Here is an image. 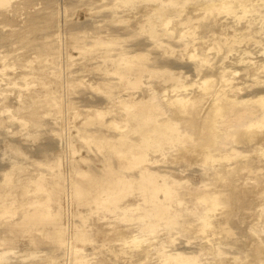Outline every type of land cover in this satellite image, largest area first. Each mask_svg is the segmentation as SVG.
Listing matches in <instances>:
<instances>
[{
  "label": "bare ground",
  "instance_id": "6f19581e",
  "mask_svg": "<svg viewBox=\"0 0 264 264\" xmlns=\"http://www.w3.org/2000/svg\"><path fill=\"white\" fill-rule=\"evenodd\" d=\"M76 2L0 65V264H264V0Z\"/></svg>",
  "mask_w": 264,
  "mask_h": 264
},
{
  "label": "rangeland",
  "instance_id": "374dc122",
  "mask_svg": "<svg viewBox=\"0 0 264 264\" xmlns=\"http://www.w3.org/2000/svg\"><path fill=\"white\" fill-rule=\"evenodd\" d=\"M77 0H15L11 7L9 8L10 16H7L5 13H0V33L5 34L7 31H9L11 28L17 27L20 29L21 36H18V38L14 39L11 42L5 41V43L0 44V65L3 63H13L17 62V69H10L11 67H8L7 71L9 72V75H11V80H21V75L23 72L28 71L29 68L25 66L24 64L26 62H29L30 58H33L34 65L38 64V58L34 56L35 52L33 51L35 49V46L38 42H44L46 34L43 33V29L52 27L51 21L47 19L44 16V13L53 14L54 12L57 13L56 10H62L63 8H67V11L69 13L70 18L78 17L80 19H85L87 14H89L90 11L98 10L100 7H97L95 9H90L89 7L93 4H77ZM96 4V2L94 3ZM79 14V15H78ZM45 35V36H44ZM263 37L264 40V32H260L259 37ZM47 39V38H46ZM51 40L50 38H48ZM70 37L68 35L64 36V41L67 42V45H71L69 43ZM61 42L59 39H55L52 42ZM238 47H244L248 46L249 49H251L254 54L259 53L260 50L263 48L262 43H256L254 41H242L238 42ZM73 49V48H71ZM74 50V49H73ZM74 52H76L74 50ZM5 53H8V55H3ZM225 52H221L218 55V58L223 59V54ZM64 61V59H63ZM229 61V60H228ZM196 77H188V81H191L192 78H198ZM10 85V87L13 86V82L8 83L5 79H2V86ZM15 128H20L21 125L18 123H15L13 125ZM5 132V131H3ZM5 135L0 133V150L3 146H5L6 142L4 140ZM15 139L18 143L22 144L23 147L29 151L32 152L34 156L41 157L43 156L41 149L42 148H56V143L51 142L50 145H46L45 138L40 137V139L35 143L32 141V139H28V143L26 144L23 142V140L19 139V137H11ZM30 142V143H29ZM17 159L20 161H27L26 157L21 154V152L15 150L11 151ZM30 153V154H32ZM184 163H186L188 166H190L191 160L188 156H184L183 160ZM42 169L46 168L45 165L40 164ZM231 226L234 227L235 230L238 229L236 224L234 222H231ZM223 233H226V231H223ZM46 243V244H44ZM50 242H43L42 246L44 248L49 247ZM46 248V249H47ZM13 258H16L13 256ZM12 264V263H7ZM13 264H35L34 262H25L20 263L19 261L14 262ZM38 264V263H37ZM40 264V263H39Z\"/></svg>",
  "mask_w": 264,
  "mask_h": 264
}]
</instances>
